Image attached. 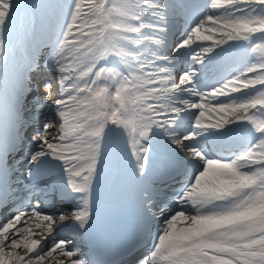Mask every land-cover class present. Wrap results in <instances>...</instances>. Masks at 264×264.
I'll list each match as a JSON object with an SVG mask.
<instances>
[{"label": "snow or ice", "instance_id": "snow-or-ice-1", "mask_svg": "<svg viewBox=\"0 0 264 264\" xmlns=\"http://www.w3.org/2000/svg\"><path fill=\"white\" fill-rule=\"evenodd\" d=\"M41 62L60 123L29 141ZM121 142L140 184L157 164L185 177L139 264H264V0H207L193 17L183 0H0V264H88L56 225L88 231L102 158ZM22 183L44 186L36 204ZM144 192L156 219L158 190ZM56 199L72 204L58 218L43 211Z\"/></svg>", "mask_w": 264, "mask_h": 264}, {"label": "bare ground", "instance_id": "bare-ground-1", "mask_svg": "<svg viewBox=\"0 0 264 264\" xmlns=\"http://www.w3.org/2000/svg\"><path fill=\"white\" fill-rule=\"evenodd\" d=\"M5 41H7V35H5ZM49 116L53 117L52 115ZM52 123L53 127L49 129V132L51 133L48 136L49 138L51 135L55 136L58 134V123L54 121H52ZM112 154L113 155L106 163L100 165V174L98 175L92 189L95 191L94 195L97 196L98 202L106 203L104 207L102 205L100 207L96 206L93 209L94 214H102V211L105 210L106 207L110 206L112 198L115 195L123 194L125 197H128V193L130 191L128 186L129 180L134 179L135 185H142L137 181L133 173L130 151L125 148L122 142L113 148ZM102 169H104V171ZM155 170L156 168L154 167V170L151 172H154ZM38 236L39 235L34 238L41 239V237L39 236L38 238ZM59 259H64V257H59Z\"/></svg>", "mask_w": 264, "mask_h": 264}, {"label": "rangeland", "instance_id": "rangeland-1", "mask_svg": "<svg viewBox=\"0 0 264 264\" xmlns=\"http://www.w3.org/2000/svg\"><path fill=\"white\" fill-rule=\"evenodd\" d=\"M24 2L28 3V4H54V3L59 2V0H24ZM5 35H7V34H5ZM44 105H45V103H44ZM46 105L49 107V108H47V112H50L52 110L55 111V109L52 106L53 104L51 105L50 103L46 102ZM50 115H52V113ZM53 137H54V135H51V137L50 138L48 137V139L51 140V139H53Z\"/></svg>", "mask_w": 264, "mask_h": 264}]
</instances>
